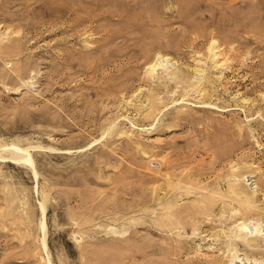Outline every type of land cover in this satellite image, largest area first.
Masks as SVG:
<instances>
[{
	"label": "rangeland",
	"instance_id": "rangeland-1",
	"mask_svg": "<svg viewBox=\"0 0 264 264\" xmlns=\"http://www.w3.org/2000/svg\"><path fill=\"white\" fill-rule=\"evenodd\" d=\"M0 264H264V0H0Z\"/></svg>",
	"mask_w": 264,
	"mask_h": 264
},
{
	"label": "bare ground",
	"instance_id": "bare-ground-1",
	"mask_svg": "<svg viewBox=\"0 0 264 264\" xmlns=\"http://www.w3.org/2000/svg\"><path fill=\"white\" fill-rule=\"evenodd\" d=\"M11 147H13V148H8L9 149V155H8L9 160H11L13 162H17V163L18 162H25L27 164H32V162H34V160L32 161L31 154L25 148H19V147H14V146H11ZM18 164H20V163H18ZM45 209H46V206L42 203L43 212H45ZM41 225L42 226L45 225V227H46L45 221L43 219L41 221Z\"/></svg>",
	"mask_w": 264,
	"mask_h": 264
}]
</instances>
